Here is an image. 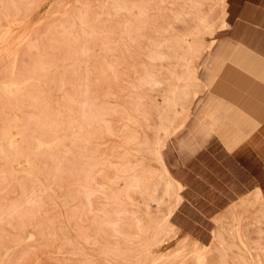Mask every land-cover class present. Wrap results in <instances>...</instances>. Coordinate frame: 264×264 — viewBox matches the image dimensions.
<instances>
[{
  "label": "rangeland",
  "instance_id": "rangeland-1",
  "mask_svg": "<svg viewBox=\"0 0 264 264\" xmlns=\"http://www.w3.org/2000/svg\"><path fill=\"white\" fill-rule=\"evenodd\" d=\"M229 1L0 0V264H264L253 198L174 221Z\"/></svg>",
  "mask_w": 264,
  "mask_h": 264
},
{
  "label": "crops",
  "instance_id": "crops-1",
  "mask_svg": "<svg viewBox=\"0 0 264 264\" xmlns=\"http://www.w3.org/2000/svg\"><path fill=\"white\" fill-rule=\"evenodd\" d=\"M228 7L221 51L204 85L211 82L212 90L187 125L194 139L186 145L197 149L170 172L183 196L174 221L204 243L236 195L264 205V0H230Z\"/></svg>",
  "mask_w": 264,
  "mask_h": 264
},
{
  "label": "bare ground",
  "instance_id": "bare-ground-1",
  "mask_svg": "<svg viewBox=\"0 0 264 264\" xmlns=\"http://www.w3.org/2000/svg\"><path fill=\"white\" fill-rule=\"evenodd\" d=\"M226 27L227 26H224V30H226ZM161 134V137H163L164 133H160Z\"/></svg>",
  "mask_w": 264,
  "mask_h": 264
}]
</instances>
